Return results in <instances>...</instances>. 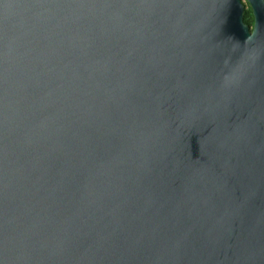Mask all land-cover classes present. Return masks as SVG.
<instances>
[{
	"label": "water",
	"instance_id": "1",
	"mask_svg": "<svg viewBox=\"0 0 264 264\" xmlns=\"http://www.w3.org/2000/svg\"><path fill=\"white\" fill-rule=\"evenodd\" d=\"M0 264H264V0H0Z\"/></svg>",
	"mask_w": 264,
	"mask_h": 264
},
{
	"label": "flooded vegetation",
	"instance_id": "2",
	"mask_svg": "<svg viewBox=\"0 0 264 264\" xmlns=\"http://www.w3.org/2000/svg\"><path fill=\"white\" fill-rule=\"evenodd\" d=\"M250 11H251V9H250L249 5L248 6H245V10H244V21L247 23V22H249L251 20L252 25H253V15H252V11L251 12ZM250 13H251V18H250Z\"/></svg>",
	"mask_w": 264,
	"mask_h": 264
},
{
	"label": "trees",
	"instance_id": "3",
	"mask_svg": "<svg viewBox=\"0 0 264 264\" xmlns=\"http://www.w3.org/2000/svg\"><path fill=\"white\" fill-rule=\"evenodd\" d=\"M251 12V11H250ZM250 18H251V13H250ZM247 24H249L250 26L252 25L251 20L249 22H247Z\"/></svg>",
	"mask_w": 264,
	"mask_h": 264
},
{
	"label": "rangeland",
	"instance_id": "4",
	"mask_svg": "<svg viewBox=\"0 0 264 264\" xmlns=\"http://www.w3.org/2000/svg\"><path fill=\"white\" fill-rule=\"evenodd\" d=\"M244 3H245V6H248L247 3H246L245 1H244Z\"/></svg>",
	"mask_w": 264,
	"mask_h": 264
}]
</instances>
